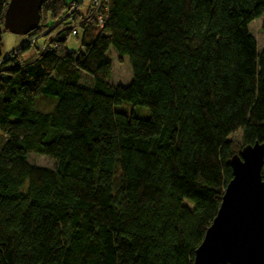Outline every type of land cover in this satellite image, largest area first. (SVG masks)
I'll list each match as a JSON object with an SVG mask.
<instances>
[{
  "label": "trees",
  "instance_id": "obj_1",
  "mask_svg": "<svg viewBox=\"0 0 264 264\" xmlns=\"http://www.w3.org/2000/svg\"><path fill=\"white\" fill-rule=\"evenodd\" d=\"M8 1L0 264H193L231 157L264 143V46L249 29L259 17L264 28V0H108L102 24H80L90 4L44 0L38 27L4 56ZM111 48L129 57L128 84L110 82ZM123 101L149 115L117 110Z\"/></svg>",
  "mask_w": 264,
  "mask_h": 264
},
{
  "label": "water",
  "instance_id": "obj_2",
  "mask_svg": "<svg viewBox=\"0 0 264 264\" xmlns=\"http://www.w3.org/2000/svg\"><path fill=\"white\" fill-rule=\"evenodd\" d=\"M43 1L9 0L5 27L25 35L35 30ZM230 164L233 176L193 264H264V143L243 145Z\"/></svg>",
  "mask_w": 264,
  "mask_h": 264
},
{
  "label": "rangeland",
  "instance_id": "obj_3",
  "mask_svg": "<svg viewBox=\"0 0 264 264\" xmlns=\"http://www.w3.org/2000/svg\"><path fill=\"white\" fill-rule=\"evenodd\" d=\"M67 1L72 2L75 0H67ZM78 1L79 2L84 1L81 4L82 6H84L83 4L88 2L89 0H78ZM85 7L87 8L86 4ZM91 13L92 12L86 15V17L90 16ZM51 28H48L47 30H45V32L50 30ZM249 29L256 39L258 45V51H260L264 46V28L262 26V17L255 18L254 20H252V22L249 24ZM53 35L54 33L52 34V36ZM25 39H26L25 34H16L11 32L10 30H5L3 33V48H2L3 55L5 56L12 49L18 47ZM43 42H44L43 38L39 39L38 45L40 46ZM79 45H80V40L78 37L71 36L69 38L68 40L69 48L77 49ZM32 54H34L33 49L29 50L25 57L31 56ZM109 59L112 64L110 82L114 84H119V83L128 84L132 79V71L129 62V57L127 55L121 57L113 48H111L109 51ZM82 82L85 84H89L91 82V77L88 74L83 73ZM44 103L45 106H51L52 102L44 101ZM115 108L117 110H123L128 114H134L139 117H147L149 115V109L147 107L141 105H134L128 101H123L120 105L115 106ZM4 137L5 136L3 134H0V146L4 143L5 140ZM231 137L235 141L239 142L241 145L243 144L242 132L240 130L233 133ZM28 155L30 162L34 164L47 166V167H55L56 165V160L48 155L38 154L34 152H30Z\"/></svg>",
  "mask_w": 264,
  "mask_h": 264
},
{
  "label": "built area",
  "instance_id": "obj_4",
  "mask_svg": "<svg viewBox=\"0 0 264 264\" xmlns=\"http://www.w3.org/2000/svg\"><path fill=\"white\" fill-rule=\"evenodd\" d=\"M84 1L80 2L79 5H76V4H70L69 7H70V12L74 11L77 9V7L79 8V6H81V4L83 3ZM107 3H108V0H89L88 2H86V6L87 4L91 6L92 8V13L90 14V16H88L87 18L85 19H81L80 20V24L82 23H85L86 21L90 20L93 16H96V18H98L99 22L102 24L104 22L103 20V17L100 15V7L101 6H104L105 9L107 8ZM74 32H76V30H74ZM49 46V44H45V43H42L40 45V48L41 49H45ZM10 54V52H8L6 55L8 56Z\"/></svg>",
  "mask_w": 264,
  "mask_h": 264
}]
</instances>
